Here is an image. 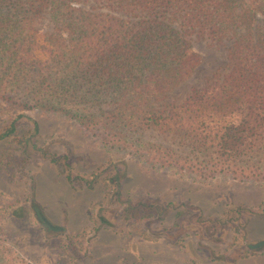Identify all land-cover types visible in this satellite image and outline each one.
<instances>
[{
    "label": "rangeland",
    "instance_id": "obj_1",
    "mask_svg": "<svg viewBox=\"0 0 264 264\" xmlns=\"http://www.w3.org/2000/svg\"><path fill=\"white\" fill-rule=\"evenodd\" d=\"M66 1L110 10V0ZM32 24L46 37L57 33L48 13ZM252 31L264 33V21H255ZM231 42L230 36L222 43L193 37L201 61L162 101L178 103L224 72ZM37 79L31 70L21 85L5 82L9 100L0 98V130L15 128L0 139V264H264V176L182 174L150 164L134 148L105 145L59 110L19 106L34 104L29 85ZM67 99L61 105L71 115L100 112L110 102ZM139 135L204 159L177 135Z\"/></svg>",
    "mask_w": 264,
    "mask_h": 264
},
{
    "label": "trees",
    "instance_id": "obj_2",
    "mask_svg": "<svg viewBox=\"0 0 264 264\" xmlns=\"http://www.w3.org/2000/svg\"><path fill=\"white\" fill-rule=\"evenodd\" d=\"M109 7L0 0V98L9 100L5 82L21 85L32 70L34 104L18 103L23 108L59 110L101 143L134 148L150 164L182 174L264 176V33L252 31L264 21V0H110ZM46 13L57 30L50 37L32 24ZM227 36L226 70L178 103L162 101L201 61L193 37L222 43ZM59 90L73 93L46 97ZM68 97L110 102L100 112L71 115L61 105ZM151 101L162 103L153 109ZM146 130L177 135L204 159L145 141L139 133ZM14 132L10 124L0 139ZM36 214L50 226L38 208Z\"/></svg>",
    "mask_w": 264,
    "mask_h": 264
},
{
    "label": "water",
    "instance_id": "obj_3",
    "mask_svg": "<svg viewBox=\"0 0 264 264\" xmlns=\"http://www.w3.org/2000/svg\"><path fill=\"white\" fill-rule=\"evenodd\" d=\"M262 244V243H261Z\"/></svg>",
    "mask_w": 264,
    "mask_h": 264
}]
</instances>
